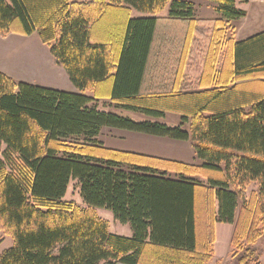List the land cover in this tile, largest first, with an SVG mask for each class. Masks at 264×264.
Instances as JSON below:
<instances>
[{"label": "trees", "instance_id": "obj_1", "mask_svg": "<svg viewBox=\"0 0 264 264\" xmlns=\"http://www.w3.org/2000/svg\"><path fill=\"white\" fill-rule=\"evenodd\" d=\"M209 1L212 19H197L190 0H0V34L37 33L78 90L0 72V232L12 239L0 264H206L215 223L233 224L234 264H259L264 30L236 40L246 12ZM167 113L180 124L160 122ZM104 127L191 140L202 162L104 147ZM71 180L85 207L63 199ZM94 208L131 235L111 233Z\"/></svg>", "mask_w": 264, "mask_h": 264}, {"label": "rangeland", "instance_id": "obj_2", "mask_svg": "<svg viewBox=\"0 0 264 264\" xmlns=\"http://www.w3.org/2000/svg\"><path fill=\"white\" fill-rule=\"evenodd\" d=\"M192 1V0H190ZM168 12V8L166 7L163 9V11L159 12V15H166ZM130 15L133 17H143V16H149V13L140 12L134 9H131ZM239 19L234 21L232 23L234 28V35L236 34L237 38L240 37L239 34L242 32H254L260 30L259 28L252 29H245V23H240ZM245 32V33H247ZM244 35V34H242ZM10 37L9 42L13 41L14 34L8 33L6 35H1L0 38V72L4 73L6 76L10 77L14 81H24L29 82L32 84L42 85V86H48L46 83L49 82L50 85H56L61 81V78L59 75H57V72L59 69H61L64 73V69L61 65H59L52 54L50 53V49L46 44H43L41 40L39 39L37 33L30 34L29 38H27V41L22 43H13L12 48L14 52H16L20 56H32L35 55L37 57H40L43 59L46 66H48L47 70L38 71L34 68H27L26 65H21L18 60H16V56L10 52L9 50H6L8 54H3L5 49L9 46V43L6 41V38L4 37ZM246 37V36H245ZM19 52V53H18ZM14 61V63H13ZM2 69L4 71H2ZM51 69H55L56 71L53 72L52 77L49 76L51 73ZM199 69H187V72L189 73V78L193 79L196 78L199 75ZM66 74V73H65ZM85 94L92 95V92L90 90L85 91ZM94 104L97 105V107L101 110H109L114 111L122 116H130L134 120H142L143 117L140 115H136L129 111H124L118 108H115L114 105L109 102L108 100L98 99L94 101ZM160 122L166 123L170 126H175L180 124V117L177 114L173 113H167L164 118L159 120ZM184 127H188V124L183 125ZM116 128L111 127H104L102 129V134L98 135V141L102 144V146L107 147V145L104 144L112 142L113 139L121 140L122 138L112 136L113 133L119 134ZM124 135V138H128L129 134L122 132L120 133ZM136 140V139H135ZM134 141V140H132ZM176 141V140H175ZM108 148V147H107ZM169 154H165L164 159H170V160H177L183 163H189V164H200L202 161L198 159L195 155V151L193 148V142L191 140L186 141H179L175 142L174 147L170 144L167 148ZM145 155V154H144ZM152 156V155H148ZM158 157V156H155ZM158 157V158H162ZM257 186L254 182L249 184L246 187V195L249 196L251 191H256ZM66 201H71L74 204L85 207V204L82 202L80 194H79V187L75 180H71L69 182V185L67 187L66 194L63 198ZM261 200L264 199V196L260 198ZM242 204V200H239V205L237 208L236 213L238 214L239 208ZM94 212L97 214L98 217L105 220L108 224V229L111 233L119 234V235H125L130 236L131 235V229L128 224H122L119 221L115 220L112 212L105 208H94ZM233 231V224L229 223H215L214 225V243H212V256L209 259V261L206 264H234V260L236 256L234 255L235 251L233 247L230 244V238ZM0 254L9 248L12 245V239L10 236H4L0 232ZM255 253L257 255V259L259 264H264V234L258 238L254 244Z\"/></svg>", "mask_w": 264, "mask_h": 264}, {"label": "crops", "instance_id": "obj_3", "mask_svg": "<svg viewBox=\"0 0 264 264\" xmlns=\"http://www.w3.org/2000/svg\"><path fill=\"white\" fill-rule=\"evenodd\" d=\"M192 2L195 5V17L197 19H212V18H215L218 16L214 10V4L211 1H209V0H192ZM237 7L246 12L245 16L242 17L241 19H239L240 23H242V22L245 23V27H246L245 29H252L253 30L254 28H259L260 30H258V31L253 30L254 32H252V33L247 32V31H245L247 33L242 32V34H244V35H242L241 33H237L240 35V37L237 38V36L235 34L234 38L236 40L244 39V38H246V37H248L254 33H257V32L264 30V0H242L241 2H239V0H237ZM166 15H159L158 14V16H161V17H165ZM29 36L30 35L14 34V37H12L13 38L12 42L8 41L10 37L5 36L4 38H6V41L9 43V46L5 49L3 54H5V52H6V54H8L6 50H9L10 52H12L16 56V60H18V62L21 65H26V67L29 69L34 68L38 71L44 72L45 70H47L48 66L45 65L43 59H41L40 57H37L35 55L20 56L16 52H14V50L12 48L13 43L25 42V41H27V38H29ZM0 40H2V38H0ZM1 56H0V59H1ZM13 63H14V61H13ZM187 69L192 70L193 68L186 67L184 69L183 73L186 76H189ZM2 71H4V70L2 69ZM49 71H51L49 76L52 77L53 72L56 70L51 69ZM56 72H57V75L60 76L61 81L58 84L56 83V85H50L49 82L47 81L46 83L48 84V87L66 90V91H72V92L78 91L71 84L66 71H65L66 74L61 69H59ZM199 74H200V71H199ZM128 117H130V116H128ZM130 118H132V117H130ZM117 130H119L118 132H120V133H122V132L128 133L129 137L124 138V135H122L120 133L119 134L113 133L112 136L120 137L122 139L118 140V141H117V139H113L112 142H110V143L104 142V144L107 145L108 148L117 149L120 151H125V152H130V153L142 154V155L145 154V155H152V156H158V157L163 156L162 158H164L165 154H169L168 152H166V151H168L167 150L168 145L170 144L171 146L174 147L175 142H179V141L171 140V139L164 138V137H157V136L147 135V134H143V133L128 131V130H122V129H117ZM100 134H102V130H101ZM132 140H134V141H132Z\"/></svg>", "mask_w": 264, "mask_h": 264}]
</instances>
